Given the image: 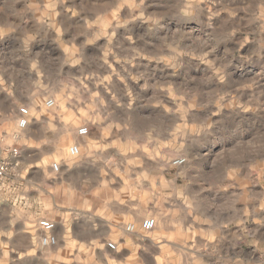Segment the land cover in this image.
I'll return each instance as SVG.
<instances>
[{
  "label": "clouds",
  "instance_id": "obj_1",
  "mask_svg": "<svg viewBox=\"0 0 264 264\" xmlns=\"http://www.w3.org/2000/svg\"><path fill=\"white\" fill-rule=\"evenodd\" d=\"M0 264H264V0H0Z\"/></svg>",
  "mask_w": 264,
  "mask_h": 264
}]
</instances>
